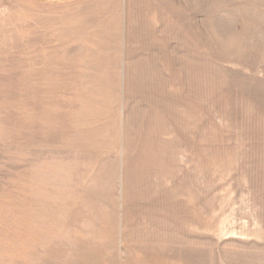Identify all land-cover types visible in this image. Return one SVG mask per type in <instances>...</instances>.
I'll return each instance as SVG.
<instances>
[{
	"label": "rangeland",
	"instance_id": "374dc122",
	"mask_svg": "<svg viewBox=\"0 0 264 264\" xmlns=\"http://www.w3.org/2000/svg\"><path fill=\"white\" fill-rule=\"evenodd\" d=\"M0 264H264V0H0Z\"/></svg>",
	"mask_w": 264,
	"mask_h": 264
}]
</instances>
